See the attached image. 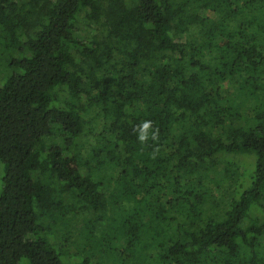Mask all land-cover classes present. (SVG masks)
Masks as SVG:
<instances>
[{
    "label": "trees",
    "instance_id": "trees-1",
    "mask_svg": "<svg viewBox=\"0 0 264 264\" xmlns=\"http://www.w3.org/2000/svg\"><path fill=\"white\" fill-rule=\"evenodd\" d=\"M0 160V264H264V0H0Z\"/></svg>",
    "mask_w": 264,
    "mask_h": 264
},
{
    "label": "clouds",
    "instance_id": "clouds-1",
    "mask_svg": "<svg viewBox=\"0 0 264 264\" xmlns=\"http://www.w3.org/2000/svg\"><path fill=\"white\" fill-rule=\"evenodd\" d=\"M133 131L141 144H147L149 140L158 142L160 139L159 128L154 126V122L152 120L142 121L140 124L135 126ZM159 151V147H156L153 150L151 153L153 159L156 157Z\"/></svg>",
    "mask_w": 264,
    "mask_h": 264
},
{
    "label": "rangeland",
    "instance_id": "rangeland-1",
    "mask_svg": "<svg viewBox=\"0 0 264 264\" xmlns=\"http://www.w3.org/2000/svg\"><path fill=\"white\" fill-rule=\"evenodd\" d=\"M5 172H6V165L0 160V186L3 184V177L5 175ZM26 260H27L26 258H22L19 263L23 264L22 262H24Z\"/></svg>",
    "mask_w": 264,
    "mask_h": 264
}]
</instances>
